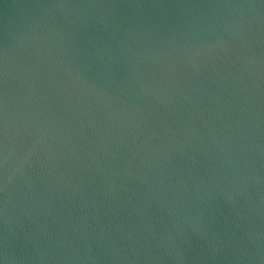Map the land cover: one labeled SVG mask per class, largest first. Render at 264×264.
<instances>
[{
    "label": "water",
    "instance_id": "obj_1",
    "mask_svg": "<svg viewBox=\"0 0 264 264\" xmlns=\"http://www.w3.org/2000/svg\"><path fill=\"white\" fill-rule=\"evenodd\" d=\"M0 264H264V0H0Z\"/></svg>",
    "mask_w": 264,
    "mask_h": 264
}]
</instances>
